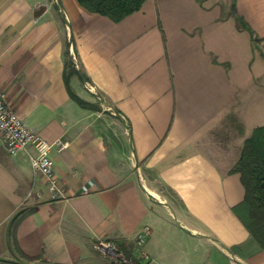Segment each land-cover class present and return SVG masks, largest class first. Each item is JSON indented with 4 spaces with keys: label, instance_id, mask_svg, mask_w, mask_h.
I'll return each mask as SVG.
<instances>
[{
    "label": "crops",
    "instance_id": "obj_1",
    "mask_svg": "<svg viewBox=\"0 0 264 264\" xmlns=\"http://www.w3.org/2000/svg\"><path fill=\"white\" fill-rule=\"evenodd\" d=\"M0 89L64 145L49 153L51 200L0 139V264H107L98 241L137 258L144 229L155 264L185 246L190 264H264L232 172L264 127V0H146L119 23L76 0H0Z\"/></svg>",
    "mask_w": 264,
    "mask_h": 264
},
{
    "label": "trees",
    "instance_id": "obj_2",
    "mask_svg": "<svg viewBox=\"0 0 264 264\" xmlns=\"http://www.w3.org/2000/svg\"><path fill=\"white\" fill-rule=\"evenodd\" d=\"M76 1L88 13L105 17L113 23H119L124 18L138 12L146 0ZM236 22L240 28H247L241 19L236 18ZM65 68H69V63L66 62ZM73 99L80 106L89 107L79 99ZM232 172L240 175L245 189L243 203L238 210H235V213L259 248L264 249V127L255 129L250 138L244 142L239 160Z\"/></svg>",
    "mask_w": 264,
    "mask_h": 264
},
{
    "label": "built area",
    "instance_id": "obj_3",
    "mask_svg": "<svg viewBox=\"0 0 264 264\" xmlns=\"http://www.w3.org/2000/svg\"><path fill=\"white\" fill-rule=\"evenodd\" d=\"M74 58V56L71 54ZM90 90V87L88 86ZM0 139L8 155L13 156L19 152H25L34 173L43 177L47 192L51 200L63 197V191L53 170V161L50 158L51 149L56 146L58 151L64 148L60 142L48 144L33 131L28 129L21 119L8 107L5 95L0 89ZM81 193L86 195L88 190L83 188ZM148 236V230L144 229L135 238L134 248L137 251L138 264H155L142 251L141 248ZM93 249L103 256L107 264H133L119 247L110 241H98L93 244Z\"/></svg>",
    "mask_w": 264,
    "mask_h": 264
},
{
    "label": "rangeland",
    "instance_id": "obj_4",
    "mask_svg": "<svg viewBox=\"0 0 264 264\" xmlns=\"http://www.w3.org/2000/svg\"><path fill=\"white\" fill-rule=\"evenodd\" d=\"M71 54L73 55L72 52V47L71 44H69L68 49H67V63H69V74H72L73 72H75V69H77V65H76V61L75 59H73V57L71 56ZM188 247L185 246V248H177L176 250H172V255L170 254V256H172L174 259H170V258H166L164 259V261L162 262V264H190L188 259H187V252H188ZM127 258L131 259L132 263L134 264L135 262H137V258H135L134 254H132V252L130 251H124L123 253ZM138 257V255H136ZM165 256V255H164ZM175 256L178 259H175Z\"/></svg>",
    "mask_w": 264,
    "mask_h": 264
}]
</instances>
